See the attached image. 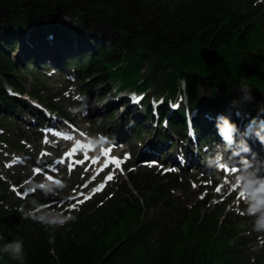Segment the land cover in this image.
Returning a JSON list of instances; mask_svg holds the SVG:
<instances>
[{"label":"trees","instance_id":"obj_1","mask_svg":"<svg viewBox=\"0 0 264 264\" xmlns=\"http://www.w3.org/2000/svg\"><path fill=\"white\" fill-rule=\"evenodd\" d=\"M263 16L264 2L251 0H0V138L8 133L2 141L22 154L30 133L8 128L11 119L20 122L28 113L44 123L42 112L22 95L71 118L63 99L46 95L41 81L49 76L38 65L72 68L85 101L112 88L122 92L111 106L124 107L123 122L139 140L149 135L158 151H185L192 129L198 151L208 158L222 138L218 124L226 113L236 128L242 124L241 136L250 122L255 131L259 120L264 124L262 100L247 90L264 94ZM130 93L140 94L133 103ZM98 120L103 129L104 118ZM126 127L119 130L128 136ZM177 178L164 173L151 180L129 170L113 193L108 189L86 202L71 213L74 221L55 228L25 215L64 198L66 186L55 187L51 196L38 192L21 199L0 181V248L22 240L25 264H249L242 220H231L229 210L209 208L204 199L185 216L168 212L181 210L165 187ZM161 200L165 215L144 219L143 206ZM90 211L97 215L88 219ZM0 264L18 262L0 252Z\"/></svg>","mask_w":264,"mask_h":264},{"label":"rangeland","instance_id":"obj_2","mask_svg":"<svg viewBox=\"0 0 264 264\" xmlns=\"http://www.w3.org/2000/svg\"><path fill=\"white\" fill-rule=\"evenodd\" d=\"M251 1H253L254 4L264 2V0ZM261 26L264 29V16L261 17ZM11 54L13 55V52ZM64 55H72V52H67ZM38 68H41L40 71L49 76L48 79H42L41 81L44 82L47 87L45 91L46 95L50 97L58 96L57 99L59 97L63 99V101L68 104L67 110L71 113V117H73L72 122H74L80 128L88 131L91 137L94 139V143H109L110 139L103 136L104 132L109 133V135L111 136V132L113 130L115 132H119L120 128L123 129L127 126V124H124L123 122L125 116L123 112L125 110L124 107L117 106L115 109L111 106L112 102L117 96L116 93H113V88L112 92L104 97L96 95L97 92H95L94 95H96V97L92 98L89 101H84L80 95V90L75 80V71L72 68L66 70V72L71 74L65 75H62L63 72H60V70L56 67L43 69L42 66L38 65ZM28 69L32 70L31 67H29ZM47 70H49V72H47ZM31 85L32 83H30V78H28L26 87L29 89ZM39 85V83H36L35 87ZM181 90L182 89L179 90V97L176 98L177 101L180 100V97L182 95ZM247 90H249V92L251 93L259 95L262 100L260 107L262 108L263 112L264 94L259 91L254 92L252 88H249ZM154 91L155 88L154 86H152L149 90H147L148 95L151 96ZM236 93H238V91ZM29 103L42 112V107L40 105H36V103L33 102ZM74 109L79 110L74 111ZM112 112L116 114V117L109 120L108 115ZM101 117L104 118L105 127L103 129L101 128L100 121L98 120ZM31 118V114L28 115V113H22V121L16 122L15 119L12 118L10 126L8 127L11 129L22 128L28 130V132L30 133V140L27 145L29 149L28 152L30 153L29 156L23 155L21 159H19V161H15V159L13 158L11 159L10 157L13 155V153L9 154V146H11L12 144L2 141V139L8 136V133H2L3 136L0 138V181L7 183L9 189L14 193V195H16L17 191L23 194L26 188L33 192L31 194L40 192L39 189L36 188V185L39 184L37 182L42 179V175L33 176L32 167L33 165H38L43 169L46 168L47 166H43V163H45L46 161L50 162V157H48V154L51 153L53 155H57L60 152L59 143L54 141L52 138H50L47 143H43V137L47 136V134H45L43 130L45 124L39 128H36L38 125H33L32 123L29 125V123H27L28 119L32 122L33 119ZM227 118L228 114H226V119ZM48 122H56L64 125L62 119L57 118L53 115V113H50ZM236 129L237 128L235 125V131ZM241 129L242 124L238 130L239 141H234L240 146H242V144L244 143V138L243 136H241ZM126 130L128 131L127 138L125 140H122L123 137H121L122 144L114 145V153L115 158H118L122 163L125 162V166L126 168H128L127 170L132 169L133 172L141 174L145 173L149 177H151V180L158 179L164 172L175 173L178 176L177 182H168L165 186L166 189H168L167 195L171 197V200H173L174 203H177L181 207V210L174 208L168 210L170 214H177L178 217L185 216V214H188V210L192 208L195 203L204 199H209V202L206 204L207 207L225 209L226 211L229 210L231 220H242V222L240 221L239 228L242 229L243 233L247 235L248 243L245 244V247L246 249H248L246 252L248 263L264 264V232L255 231L254 216L242 214L246 212L248 205L244 201H242L243 199L240 198L238 191L235 189L237 187L239 176L242 177L245 170L256 171L258 169L257 175H262L258 173L264 165V147H261L259 152L257 153L260 154L258 159L256 156H251L252 163H249L247 169L243 168L242 170H240L239 176L237 177L233 174H228L222 171L223 165L228 164V161L233 157L232 155L234 153V150L231 149L234 146V143L231 145H226L223 138H221L219 143H213L216 145L212 146L213 156L211 158L204 159L202 157L204 153L200 152L202 153L201 156H199L200 154H197L200 161L198 160L196 162H193V164L187 165L183 162V158L178 157L177 167L169 168L166 165L161 167L159 165L153 164L152 162H147V159H143V154L145 151L143 149L141 150V147L143 145L141 140L146 139V141H148L149 135H144V137L142 136L140 138L141 140H139L132 133L135 131V129H133L132 131L127 129L126 127ZM235 131L233 133V139ZM100 133L103 134L102 137H100ZM104 139H106V141H104ZM22 142L23 141H21V143ZM252 148L254 149L255 147ZM242 150L244 151L245 148ZM167 151L168 149L166 150V152ZM235 151L237 152L240 150L236 149ZM41 154L43 155L41 156ZM161 154L164 155V152H162ZM128 155L130 156L129 159H127L126 157ZM147 157L151 158L152 154L151 156ZM154 159L155 158H152L150 160ZM199 164H201L203 167L199 168ZM127 170H121L120 174L117 176L114 182H112L101 193L94 195L90 200H94L95 197L103 194L108 188H111V191H115L117 184L120 183L122 179H126L125 174ZM59 177L62 180L63 185H73L72 189L68 191V196L64 200L58 202L53 200L50 204H48V206L46 207V211L47 213L53 214L63 213L65 216L71 215V210L77 211L82 206L76 205L75 200H72V198L77 195V192L79 190H82V186H84V183L88 181V179L82 177L81 171L68 172L64 168L60 171ZM31 179H33V183H29ZM33 188H36V190H34ZM217 188H219L220 190L217 191ZM49 194H54V192L45 193V195L51 196ZM28 195L29 194L25 196ZM139 201L141 202L142 199L139 198ZM131 203H134V201L131 200ZM142 211L145 214L144 219H154L165 215V212H167V205L161 200L154 205H149L148 208L147 206H143ZM85 215H90L88 217V219H90L97 214L94 213L93 215H91L90 211ZM133 228L134 227L132 226L130 229ZM256 234L257 237H255Z\"/></svg>","mask_w":264,"mask_h":264},{"label":"clouds","instance_id":"obj_3","mask_svg":"<svg viewBox=\"0 0 264 264\" xmlns=\"http://www.w3.org/2000/svg\"><path fill=\"white\" fill-rule=\"evenodd\" d=\"M246 88V87H245ZM79 109H74L78 111ZM220 123L218 124L219 135L223 138L226 145H231L234 143L233 133L235 131V125L229 122L228 119L221 117ZM264 132V126L256 132L257 137L260 139L261 143L264 144V135L261 134ZM250 151V149H247ZM248 165H245L247 169ZM257 171H247L245 170L242 177V184L239 186L241 191H244L247 195L245 197V203L248 205L246 214L249 216H254V229L257 232H264V177H259ZM62 183L57 184L56 181H47L39 183L36 185V188L41 191L48 193L52 192L55 187H63ZM36 188H33L36 190ZM39 213V214H38ZM25 218H31L36 222L41 223L46 227H62L67 223L74 221L75 216L67 215L63 213H47L43 212V206H40V209L37 212H33L30 215H25ZM0 252L7 254L12 260L18 262V264H25V251L24 244L22 240H13L3 245L0 248Z\"/></svg>","mask_w":264,"mask_h":264},{"label":"bare ground","instance_id":"obj_4","mask_svg":"<svg viewBox=\"0 0 264 264\" xmlns=\"http://www.w3.org/2000/svg\"><path fill=\"white\" fill-rule=\"evenodd\" d=\"M61 51L62 50H60L59 48L57 49V50H55L54 51V53H55V56H59L60 54H61ZM56 121V120H55ZM127 135V134H126ZM126 135H124V133H122L121 131H119V136L118 137H123L124 139H126ZM195 143V141H194V139H193V141H191L190 143L189 142H187L186 143V149H187V157H186V159H187V164L188 165H190V164H193V162H196V161H198L199 159H198V155H197V152H196V150L192 147V144H194ZM261 147H263V146H261ZM245 148V150L243 151L242 149H244ZM144 150L145 152H153V150L150 148V144H149V140L148 141H146L143 145H142V147H141V150ZM232 150H234V153H233V155L234 156H236V158H243L244 156H247L248 154H249V151L247 150L248 149V147L247 146H244V147H242V148H237V146H234V147H232L231 148ZM236 149H238V150H240V151H235ZM259 150H260V146H257V147H255L254 149H252V151H253V153L252 154H254L253 155V157H257V159L259 158V156H260V154H257L258 152H259ZM180 152H182V151H180ZM179 152H177L176 151V149L175 148H172V149H168V151H167V154L168 155H171V156H173V157H176V155L178 154ZM256 159V160H257ZM200 161V160H199ZM198 167L199 168H202L203 166L201 165V164H199L198 165ZM264 173V165L262 166V168L260 169V171H259V174H263Z\"/></svg>","mask_w":264,"mask_h":264},{"label":"snow or ice","instance_id":"obj_5","mask_svg":"<svg viewBox=\"0 0 264 264\" xmlns=\"http://www.w3.org/2000/svg\"><path fill=\"white\" fill-rule=\"evenodd\" d=\"M85 159H87V156L85 157ZM60 162L62 163L63 161H60ZM74 163H82V161H75ZM114 163L118 164V161H114ZM69 170H71V165H69ZM108 179H111V177L109 176ZM100 190H101V188H99V187L97 189H95V191H100ZM216 190L219 191L220 189L217 188Z\"/></svg>","mask_w":264,"mask_h":264}]
</instances>
